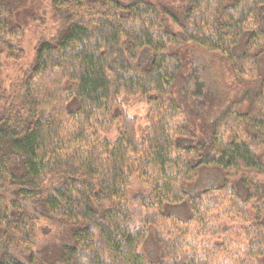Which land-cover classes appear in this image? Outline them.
<instances>
[{"label":"trees","instance_id":"1","mask_svg":"<svg viewBox=\"0 0 264 264\" xmlns=\"http://www.w3.org/2000/svg\"><path fill=\"white\" fill-rule=\"evenodd\" d=\"M19 1L0 0L15 64ZM168 2L51 0L30 63L6 78L0 62V264H264V0ZM189 45L245 86L202 128ZM120 95L146 106L142 137ZM211 167L221 181L195 187Z\"/></svg>","mask_w":264,"mask_h":264},{"label":"rangeland","instance_id":"2","mask_svg":"<svg viewBox=\"0 0 264 264\" xmlns=\"http://www.w3.org/2000/svg\"><path fill=\"white\" fill-rule=\"evenodd\" d=\"M159 1L165 2V5L176 4L168 2V0ZM12 22L21 28V47L24 50L25 58L19 64L6 60L3 44L0 41V62L3 64L6 78L16 74L19 69L25 68L30 63L38 40L51 36L57 26L51 8V0H20L13 12ZM180 51L186 63L183 86L186 88L189 86L188 95L190 97L187 98V106L194 111L191 114V118L194 120L196 127L202 128L220 113L228 103L240 96L245 86L236 80L223 57L208 53L192 45L183 46ZM194 78L201 82L202 90L200 95L191 97L192 89L190 86L193 85ZM119 99L129 115L136 118V134L138 137H142L145 127L146 106L137 98L120 95ZM115 126L116 124L113 122L112 127L114 129ZM108 134H110L111 138L113 137L112 131ZM221 179L220 170L213 167L205 168L200 172L194 184L198 188L203 185L219 183ZM46 232L43 237V248L48 253L52 249L51 247L58 244L59 233L55 228H47ZM143 251L147 255L154 256L157 252V247L150 239L144 244Z\"/></svg>","mask_w":264,"mask_h":264}]
</instances>
